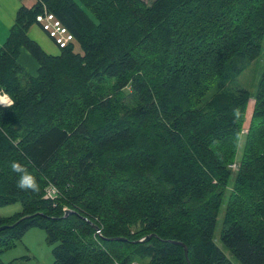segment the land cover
<instances>
[{
	"label": "trees",
	"instance_id": "16d2710c",
	"mask_svg": "<svg viewBox=\"0 0 264 264\" xmlns=\"http://www.w3.org/2000/svg\"><path fill=\"white\" fill-rule=\"evenodd\" d=\"M141 1L37 0L17 11L0 47V92L12 101L0 106V207L19 203L21 210L0 217V227L28 218L0 232V264H11L2 253L29 229L44 231L46 242L55 245L51 264H129L133 258L187 264L177 243L186 246L191 264H232L214 241L219 206L213 200L225 190L235 162L241 164L240 192L251 201L264 197V154L251 156L264 134V79L238 161L250 92L224 86L242 72L240 63L260 55L264 0H153L147 7ZM43 6L74 36L81 53L70 44L58 56L47 55L28 38ZM223 18L231 20L230 31L208 35ZM20 49L37 63L36 76L24 74ZM105 79L112 81L110 91L94 93L91 85ZM209 79L224 85L201 103ZM127 87L131 106L124 103ZM79 93L85 95L80 106L68 101ZM65 107L74 117L81 114L70 130L58 124ZM74 136L84 141L73 155L75 171L97 169V185L73 195L67 182L57 188L55 202L44 191L17 189L11 161L40 174L47 187V169ZM254 160L262 161L245 172ZM67 210L73 213L64 217ZM259 219L258 230L248 235L225 210L219 240L240 264H264V207ZM136 223L140 230L125 232ZM91 224L101 227V236H94ZM77 225L88 230L96 250L79 244ZM146 236L149 241L133 243ZM118 237L127 241L110 240Z\"/></svg>",
	"mask_w": 264,
	"mask_h": 264
},
{
	"label": "rangeland",
	"instance_id": "374dc122",
	"mask_svg": "<svg viewBox=\"0 0 264 264\" xmlns=\"http://www.w3.org/2000/svg\"><path fill=\"white\" fill-rule=\"evenodd\" d=\"M152 1L153 0H142L141 2L143 3L145 7H147L148 5L152 3ZM90 9L91 7H89V9L87 10L90 12V14H93V12H91ZM33 24L36 25L35 22ZM231 26H232L231 20L228 18H223L217 21L216 23H213L207 29V33L208 35H212L217 30H220L221 33L229 32L231 29ZM24 52L27 54V56H30L25 50ZM81 52L82 51L79 45L76 44V42H74V53L78 54ZM33 62L35 63L34 60ZM241 64H243L242 72L237 77L233 78L231 81L226 83L224 86L225 89H228L229 91H233V92L238 91L240 89H245L246 91L250 92V98L248 99L244 117L242 118V121L239 127V132H240L241 137H240V140L237 141V145H236V148H237V155H236L237 160L236 161H238L241 155L243 144H244L243 140L245 136L248 134V132H250L253 122L255 120L253 118V113L255 110L256 97L258 94L260 95L259 87H260L261 81L264 79V33L261 38V51H260L259 57L251 62L245 61L243 63H240V65ZM24 74H26L27 76H32L35 73L30 75V73L24 70ZM21 81L23 82L22 78H21ZM210 82L211 80L209 79L204 84V86H206ZM218 85L219 87H223L224 84L220 83L219 81L217 84L216 80H213L208 85V90L206 94L204 95V97L202 98L201 103H204L216 91ZM91 86L93 88L94 93H96L95 88H99V89H102V91L109 92L110 89L112 88L111 87L112 81L110 79H105L104 82H102L101 84L98 83L96 85H91ZM0 95H6V94L3 92H0ZM131 95H132V92L130 88L129 87L125 88L124 89V103L127 106L128 105L131 106V102L133 101V98H130ZM84 97H85L84 93H79L69 98L68 101L69 102L72 101L77 106H80L82 104V99ZM9 100L11 101L10 98ZM3 107H9V106H3ZM73 118H75L78 121L81 118V114H79L78 117H74L70 109L68 107H65L63 110V118L61 120H58V124L60 121L63 129L70 130L71 122L73 121ZM261 121H264V118H261ZM253 131L258 132V130L256 129ZM83 145H84V141L81 137L74 136V137L69 138L68 142L58 151V153L56 154V157L53 159L52 164L47 169L49 175L52 178L50 179L52 182L48 184L47 187L45 185L46 182L44 181V178L40 174H37L33 170H31L29 167H26L29 170V172H31L37 178L38 183H40L41 185V192L37 195H41L43 191L45 192V195H46V191L51 187L53 189V195L48 200L55 202L57 198L59 197V191L57 188L58 187L61 188L67 182H71L72 184L71 191L73 195L79 194L82 190L92 187L94 185H97L100 182V172L97 169H93L87 175H81L75 171V167H74L75 161L73 159V155ZM229 147L232 148L231 145ZM259 154H264V134H259L258 139L256 141V145L252 147L251 156L253 158H256L257 155ZM261 161L260 160L252 161L245 172L256 167L258 164L261 163ZM240 168H241L240 162L239 163L235 162L229 165L230 173L226 179V188L225 190H223V193L220 197L217 196L213 200L215 206H219L218 217H217L218 221H217V226H216V230L214 234V241H215V244L219 247V249L223 252L225 257L232 264H240V263L236 259H234L231 253L220 243V240H219L220 232L222 230V219H223L226 208L229 207V210L231 211L233 217L237 218L241 222V224L245 228L248 235H252V234L254 235L255 231H257L258 228L260 227V224H261L260 219H259L260 210L264 207V197L263 198L257 197L254 201H251L247 198V196L243 192H240L239 188H237L239 181H240V176L238 175ZM88 190H91V188H89ZM208 190H213V189L209 188ZM256 192H257V189H253L250 193L255 194ZM263 192L264 190H261V193ZM120 201L123 202L122 197H120ZM20 210H21V205L19 203H14V204L7 205V206H1L0 207V217L9 218L13 216L14 214L19 213ZM68 211L69 210L65 211V213ZM95 216H96V219L100 218L101 220H103V218L100 217L99 215H95ZM97 229H98V226H97ZM74 230H75V233L78 235L79 244L81 241L88 248L92 250H96L95 246L91 242L93 240H91L90 234L84 226L77 225L74 227ZM124 230L125 232L128 231V233L132 234L136 230H140V229H139V225L136 223L134 225H129L125 227ZM54 246L55 245H49L46 242V234L44 231L40 229H29L27 233L25 234L24 238L21 241L16 242V246L14 248L5 250L2 253L1 260L4 263H11V264H51L53 262L51 251ZM145 263H146V260H140L136 258L131 259V261L129 262V264H145Z\"/></svg>",
	"mask_w": 264,
	"mask_h": 264
},
{
	"label": "crops",
	"instance_id": "0c3cea01",
	"mask_svg": "<svg viewBox=\"0 0 264 264\" xmlns=\"http://www.w3.org/2000/svg\"><path fill=\"white\" fill-rule=\"evenodd\" d=\"M36 2L37 0H0V47L6 41L10 29L14 25L16 13L19 8L22 6L32 8ZM27 36L32 41L36 42L47 55L58 56L60 54V50L56 48L38 26L34 24L31 25L28 29ZM32 59L30 56H27L24 49H20L18 62L26 72L30 73V75L35 73L32 75L34 77L36 76L38 65L36 62L35 64Z\"/></svg>",
	"mask_w": 264,
	"mask_h": 264
},
{
	"label": "built area",
	"instance_id": "2783aa9c",
	"mask_svg": "<svg viewBox=\"0 0 264 264\" xmlns=\"http://www.w3.org/2000/svg\"><path fill=\"white\" fill-rule=\"evenodd\" d=\"M35 23L39 26L40 30L44 32L53 44L62 49L70 44H74V36L63 26L61 21L55 15L49 12L45 6L42 7L41 12L35 17ZM5 98V103L0 106H10L11 101L6 95H0ZM53 195V189L50 187L46 191L45 199H50ZM94 236H101V227L95 230Z\"/></svg>",
	"mask_w": 264,
	"mask_h": 264
},
{
	"label": "clouds",
	"instance_id": "9594fccd",
	"mask_svg": "<svg viewBox=\"0 0 264 264\" xmlns=\"http://www.w3.org/2000/svg\"><path fill=\"white\" fill-rule=\"evenodd\" d=\"M10 168L13 173L17 174L16 187L19 191L34 194L41 192V185L38 183L37 178L22 163L13 160L10 162Z\"/></svg>",
	"mask_w": 264,
	"mask_h": 264
},
{
	"label": "water",
	"instance_id": "95a60500",
	"mask_svg": "<svg viewBox=\"0 0 264 264\" xmlns=\"http://www.w3.org/2000/svg\"><path fill=\"white\" fill-rule=\"evenodd\" d=\"M70 213H73L72 211H68V212H66L65 213V216L64 217H66L68 214H70ZM28 217H26V216H24V217H22L21 219H19L17 222H15L14 224H11V225H3V226H1L0 227V232H2V231H4L5 229H8V228H13L15 225H17L19 222H21V221H23L24 219H27ZM91 227L93 228V230H97V226L96 225H94V224H91ZM149 239H150V236H146V237H144V238H141V239H138V240H135V241H133V243H145V242H147V241H149ZM110 240H114V241H120V242H126L127 241V239H125V238H120V237H118V238H113V239H110ZM178 245H180L182 248H183V250H184V255H185V259H186V262H187V264H191L190 263V261H189V259H188V253H187V248H186V246L183 244V243H177Z\"/></svg>",
	"mask_w": 264,
	"mask_h": 264
},
{
	"label": "bare ground",
	"instance_id": "6f19581e",
	"mask_svg": "<svg viewBox=\"0 0 264 264\" xmlns=\"http://www.w3.org/2000/svg\"><path fill=\"white\" fill-rule=\"evenodd\" d=\"M3 103H5V98L0 96V104H3Z\"/></svg>",
	"mask_w": 264,
	"mask_h": 264
}]
</instances>
